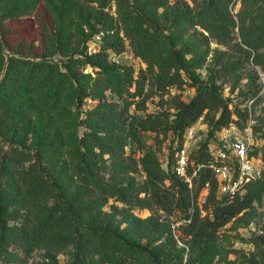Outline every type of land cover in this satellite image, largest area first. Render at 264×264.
I'll return each mask as SVG.
<instances>
[{
    "label": "trees",
    "instance_id": "1",
    "mask_svg": "<svg viewBox=\"0 0 264 264\" xmlns=\"http://www.w3.org/2000/svg\"><path fill=\"white\" fill-rule=\"evenodd\" d=\"M236 3L0 0V264H31L39 253V264H213L222 229L264 195V170L221 195L210 167L211 138L245 129L262 98L258 74L241 102L250 106L233 105L218 81L241 58L264 72V9L241 0L233 15ZM36 13L50 18L42 52L8 50L5 23ZM211 42L225 49H214L202 79ZM127 50L145 66L116 62ZM187 86L195 93L186 99ZM156 96L160 109L148 111ZM201 118L210 130L190 152V185L176 153ZM169 133L178 145L164 165ZM251 241L228 264H264V235Z\"/></svg>",
    "mask_w": 264,
    "mask_h": 264
},
{
    "label": "rangeland",
    "instance_id": "2",
    "mask_svg": "<svg viewBox=\"0 0 264 264\" xmlns=\"http://www.w3.org/2000/svg\"><path fill=\"white\" fill-rule=\"evenodd\" d=\"M249 2L255 10L264 9V0H249ZM242 7L241 0H237L235 6L231 7L233 15H236ZM42 21L50 23V18L44 13H36L32 16L8 20L3 27V30H10L6 37L10 46H8V50L12 48L14 51H17L16 49L19 48L27 51L29 47H32L35 53L42 52L44 49L41 36L42 26L44 24ZM198 30L201 29L198 28ZM216 48L225 49L224 47H219L215 42H211L206 62L197 70L202 79H207L209 77V69L214 65V49ZM96 49L97 46L95 43L91 42L90 50L94 52ZM235 56L237 58L239 57V55ZM114 59L118 63L120 62L134 66L137 71L145 66L141 59L136 57L130 50L116 56ZM239 62L240 69L234 76L222 77L219 78L218 81L223 85L224 96L230 98L233 105L239 104L240 106H244L249 104L250 106L251 101H248L247 103L241 102L245 93H247L251 87L252 78H254L256 74L259 75V68L254 65L252 61H247L243 58H241ZM258 83L261 85L259 77ZM177 92L180 91L173 90V93ZM182 92L183 97L186 99L190 98L195 93L194 89L190 86H187ZM261 94L262 98L258 104L254 105L252 109V117L248 120V125L245 129H240L234 124L230 125L227 127V129H230V131H228L229 133L222 129L215 133V137L211 138L210 142H220L225 139L231 141L234 140L236 136L246 137L251 142L249 148L250 157L259 168L264 170V90L261 91ZM158 102L159 98L157 96L150 100L148 103V111L159 110L160 107L158 106ZM209 130L210 125L207 121L201 118L186 132L184 148L188 153L196 150L201 142L208 139ZM226 134H230V137H226ZM147 140L149 143H153L151 137ZM177 145L178 141L176 137L173 133H169L168 138L163 143L162 149L159 152L164 165L168 160L170 147H176ZM205 195L206 194L203 193L202 198ZM110 203H112V201H110ZM105 209L111 211L109 206ZM135 212L143 217L150 215L149 210H137ZM249 212L250 214L248 216H241L236 221L229 223L222 229L220 240L222 253L216 257L213 264H228V262L235 260L237 254H240L241 252L248 253L253 249L252 238L264 235V195L260 201L258 200L254 202L252 208L249 209ZM248 218L250 219L249 223L246 222ZM172 220H176V217H172ZM175 223H180V221L176 220ZM59 259L62 263H65L68 260V253L60 254ZM41 260L40 253L34 254L30 263L39 264Z\"/></svg>",
    "mask_w": 264,
    "mask_h": 264
},
{
    "label": "built area",
    "instance_id": "3",
    "mask_svg": "<svg viewBox=\"0 0 264 264\" xmlns=\"http://www.w3.org/2000/svg\"><path fill=\"white\" fill-rule=\"evenodd\" d=\"M259 80L264 90V72L259 70ZM223 131L230 129L223 128ZM229 133V132H228ZM230 137V134H226ZM250 141L246 137L236 136L234 140H221L210 142L208 151L212 156L210 167L213 169L219 182V193L234 194L241 190L246 184L259 179L263 170L259 168L250 157ZM190 153L184 148L176 153L175 170L180 177H183L191 185L192 179L187 173ZM196 172H194L195 174ZM207 190L204 191V194ZM184 222V221H183ZM180 221V223H183ZM180 223H175V226Z\"/></svg>",
    "mask_w": 264,
    "mask_h": 264
}]
</instances>
